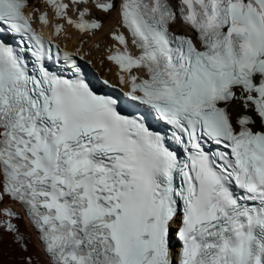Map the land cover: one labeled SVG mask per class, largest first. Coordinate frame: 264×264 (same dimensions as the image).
Instances as JSON below:
<instances>
[{
  "label": "snow or ice",
  "instance_id": "1",
  "mask_svg": "<svg viewBox=\"0 0 264 264\" xmlns=\"http://www.w3.org/2000/svg\"><path fill=\"white\" fill-rule=\"evenodd\" d=\"M45 2L81 34L118 12L139 54L117 29L94 86L0 0V264H264V0Z\"/></svg>",
  "mask_w": 264,
  "mask_h": 264
},
{
  "label": "bare ground",
  "instance_id": "2",
  "mask_svg": "<svg viewBox=\"0 0 264 264\" xmlns=\"http://www.w3.org/2000/svg\"><path fill=\"white\" fill-rule=\"evenodd\" d=\"M38 7V4L35 5ZM30 12V8H29ZM31 13V12H30ZM75 13V12H74ZM96 18L100 19L103 23V28L96 32L94 35L91 33L81 34L77 33L71 26L64 25V30L59 36L61 44L67 48H72L77 46L80 52L85 51L88 58L92 61V64L96 69L103 75L109 77L111 80L115 78V68L107 62L104 57L117 48L119 45L117 41L109 40L107 37L102 36L103 31H109L114 29V32L119 29V32H122V27H120V17L118 12H113L110 14H105L100 11H94ZM94 17V15H92ZM182 26H177L175 29H179ZM85 42H84V41ZM107 45L109 48L106 50ZM114 47V48H113ZM104 51H106L104 53ZM9 207H14V205L9 204ZM17 209V208H16ZM25 223H27L25 221ZM29 231L32 236L31 247L33 253H36L39 249V242L36 239V233L29 226ZM40 259L44 260L46 257L43 256V253H39Z\"/></svg>",
  "mask_w": 264,
  "mask_h": 264
},
{
  "label": "rangeland",
  "instance_id": "3",
  "mask_svg": "<svg viewBox=\"0 0 264 264\" xmlns=\"http://www.w3.org/2000/svg\"><path fill=\"white\" fill-rule=\"evenodd\" d=\"M90 7H91V4H90ZM182 30V27H180L179 29H175L174 28V31H181ZM114 33V29L112 28L111 29V33H109V31H103V33L101 34L102 36L104 37H107L109 40H112V41H115L112 39V34ZM84 41V40H83ZM85 42V41H84ZM109 48V45H107L106 47V50ZM106 51H104L105 53Z\"/></svg>",
  "mask_w": 264,
  "mask_h": 264
}]
</instances>
